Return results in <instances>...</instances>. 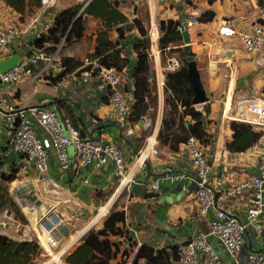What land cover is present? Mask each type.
Instances as JSON below:
<instances>
[{
  "label": "crops",
  "instance_id": "obj_1",
  "mask_svg": "<svg viewBox=\"0 0 264 264\" xmlns=\"http://www.w3.org/2000/svg\"><path fill=\"white\" fill-rule=\"evenodd\" d=\"M115 1L129 19L137 17L145 26H158L162 19L183 20L187 14L195 11L200 15L206 9L213 10L212 20L189 30L190 44L183 45L193 53L201 82L209 97L207 103L210 110L206 119L209 121L207 131L210 140L204 148L211 165L210 182L218 189L225 182H240L255 174L258 157L264 154V128L260 139L245 151L227 150L226 144L231 140L232 131L223 107L225 106L226 112L228 109L230 111V98L234 90L264 97V47L247 52L238 37L218 36L217 27L223 18L230 17L238 32H249L251 23L259 16L264 0H217L211 5L205 0ZM64 7H40L32 21L24 27L25 32L3 50L1 60L20 51L25 44L45 32L55 14ZM17 15L0 0L1 27L16 25ZM99 27V20L89 18L83 38L62 50V55L81 61L92 53ZM109 36L112 41L117 40L115 31H110ZM138 37L139 33L135 29L119 41L122 55L129 61L120 71V89L130 96L133 93L132 70L136 60L132 44ZM155 47L157 51L154 52L152 47L151 53L158 82V107L151 133L145 138L141 148L138 138L143 123L130 124L127 119L129 111L119 114L109 104L108 89L102 83H77L74 78L77 70L74 74L63 75L55 82L52 78L60 74L63 68L56 70L51 67L36 79L25 76L16 84L0 82V170L18 168L16 178L9 184V190L22 209L33 211L38 218L48 211L50 215L61 218L56 238L57 249L62 255L72 251L87 231L99 226L112 207L125 212L126 223L137 231L136 239L139 244L154 248L173 246L179 249L191 236L207 234L209 231L213 214L211 210L204 216L197 212L193 168L187 146L182 144L175 152L158 146L157 133L164 105L163 85H159L164 83L165 66L160 62L158 46ZM36 67L33 69L37 70ZM224 91L225 101L222 107L216 97ZM55 100H61L69 107L74 127L94 138L113 140L119 145L126 167L124 181L120 182V178L115 175L110 159L99 166L95 162L78 164L71 146L68 147L67 166L64 170L60 168L53 151H50L46 173L37 172L32 165L28 169L22 168V156L11 152L7 147L9 131L4 121V110L9 105L21 108L32 105L51 107L55 113L58 110L62 114L65 125L62 129L69 136L68 127L72 122L64 108ZM145 116L150 118L147 114ZM34 127L40 136L46 137L42 128L36 124ZM143 149L147 159L143 165H138L136 158ZM153 149L158 151L157 155L152 154ZM167 174H181L183 178L174 181L164 179L160 182L159 189H150L152 181ZM248 196L249 192L245 191L240 198L226 201L230 211L242 219ZM102 207H107V212L100 215ZM30 227L28 222L27 229H21V235H16L15 231L18 230H11L9 227L0 228V233L20 240L28 237ZM7 229L10 233H5ZM208 241L225 264H234L219 240L209 236ZM252 253H259L264 257V211L258 221L246 229L242 258Z\"/></svg>",
  "mask_w": 264,
  "mask_h": 264
},
{
  "label": "built area",
  "instance_id": "obj_2",
  "mask_svg": "<svg viewBox=\"0 0 264 264\" xmlns=\"http://www.w3.org/2000/svg\"><path fill=\"white\" fill-rule=\"evenodd\" d=\"M89 1L85 0L84 5ZM40 2L43 7L51 6L50 0H41ZM263 21L264 2L262 3L259 16L251 23L249 32H238L233 20L230 17H225L217 27V35L224 38L238 37L245 51H257L264 47ZM200 24L199 15L192 12L179 21L177 30L182 34V32L189 31ZM24 32L25 29L18 25L0 26V60L3 50ZM159 35L158 26L150 24L148 37L150 39V56L152 59L151 48L157 45ZM62 45L63 41L52 54L35 50L30 56L22 57L15 67L0 74V82L16 84L25 76L36 79L51 67L56 70L63 68L61 64L63 56ZM36 66L40 67L37 68ZM179 66V60L170 58L164 70L172 71L179 68ZM34 67L37 70L33 69ZM74 78L79 84H86L91 81L102 83L108 89L109 104L119 114H124L131 109L133 96L124 93L120 89L121 73L115 67H106L97 59H92L87 55L81 60L80 67L75 72ZM161 85H163L162 82L159 86ZM227 111L224 106V115L229 113V109ZM227 117L229 120L264 128V97L244 99L237 113L234 116L227 115ZM4 121L9 131L7 147L11 152L22 156L24 159L23 169H28L32 165L37 172L46 173L50 151H53L60 168L64 170L67 166L68 147L71 146L73 148V156L78 164L86 165L95 162L99 166L110 159L114 165V173L120 178V182L126 178L123 152L115 141H104L86 133L81 135L80 129L74 126L68 127L69 136H66L54 109L51 107L32 105L27 108H21L9 105L4 110ZM142 121L144 126L150 125V118L143 116ZM34 124L43 129L46 137H42L37 133ZM185 145L188 148L193 168L192 178L195 185L194 196L197 203V212L204 216L211 210L213 216L209 222L207 234L198 233L191 236L178 249L177 264H225L211 248L208 241L209 236L216 238L224 245L234 264H264V257L259 253H252L246 258H242L241 255L247 227L256 223L264 211V154H260L258 157L257 172L255 174L240 182H225L218 189H215L210 182L211 165L205 152V145L194 137H189ZM152 154L157 155L158 151L153 149ZM146 159L147 154L143 149L137 156L136 163L143 165ZM182 178L183 175L181 174H167L152 181L149 187L151 190H157L160 182L164 179L174 181ZM245 191L249 192V196L244 218L242 219L230 211L226 201L240 198ZM26 217L41 251L50 253L57 249L56 231L62 222L61 218L56 215H50L49 211L39 218L36 217L34 223H32V219L27 214ZM10 222L16 223L17 227L20 226L18 222H15L4 213L2 219H0V228L6 229L11 224ZM124 231L130 234L131 240L136 245L129 253L121 249L118 251L116 248H113V250L116 251V261L131 264V260L140 244L136 239L137 231L128 226L126 222ZM129 242L124 239L123 245L126 246ZM58 255L61 260L62 254L59 252ZM57 264L64 263L61 261Z\"/></svg>",
  "mask_w": 264,
  "mask_h": 264
},
{
  "label": "trees",
  "instance_id": "obj_3",
  "mask_svg": "<svg viewBox=\"0 0 264 264\" xmlns=\"http://www.w3.org/2000/svg\"><path fill=\"white\" fill-rule=\"evenodd\" d=\"M2 1L20 16L41 7V0ZM205 1L211 5L217 0ZM213 17V10L206 9L200 13L199 21L207 23ZM89 18L99 20L100 23L96 32L94 50L89 56L92 59H97L106 67H115L118 72L122 71L129 63L128 58L122 55L119 41L132 30L136 29L139 33V37L132 44L136 60L132 70L133 103L127 114V119L130 124H137L143 123L142 117L146 114L150 116V125L146 127L142 124L140 126L141 135L138 138V144L141 148L145 138L151 133L158 107L157 82L153 59L150 56L149 26H145L137 17L129 19L115 0H90L85 5L84 3L68 5L55 14L50 26L37 36V41L25 56H30L35 50L52 54L62 41V50H65L83 38ZM179 21L162 19L158 22L160 32L158 47L160 50L180 48L184 45L182 35L177 30ZM110 31L116 32V41L110 39ZM187 55L194 56L188 48H185L179 68L164 71L163 93L165 97L157 141L159 147H164L169 152L177 151L180 145H185L189 137H194L203 145H207L210 140L207 131L209 121L206 119L210 110L209 103H205L201 107L192 103L194 91L187 77V64L184 60ZM61 64L63 71L52 78L54 82L61 79L63 75L78 70L81 61L72 56L63 55ZM55 101L64 108L72 122L71 126H74L69 107L61 100ZM228 122L232 136L226 144V148L231 152L245 151L254 145L262 135L261 127L235 120ZM80 132L81 135L84 134L83 130ZM17 172L18 168L13 167L7 171L0 170V216L2 213H6L19 225H24L27 223L26 218L9 190V184L16 178ZM125 222V212L112 207L101 224L87 231L80 243L64 256V264H125V262L116 261V251L113 250L116 248L118 251L121 249L129 253L136 245L131 240L130 234L124 231ZM10 223L9 229H17L16 235L20 233L21 229L17 227L16 223ZM124 239L130 241L126 246L123 245ZM41 253L31 230L27 238L20 240L0 233V264H37ZM178 257L176 247L154 248L147 244H140L131 264H177Z\"/></svg>",
  "mask_w": 264,
  "mask_h": 264
},
{
  "label": "rangeland",
  "instance_id": "obj_4",
  "mask_svg": "<svg viewBox=\"0 0 264 264\" xmlns=\"http://www.w3.org/2000/svg\"><path fill=\"white\" fill-rule=\"evenodd\" d=\"M84 2H85V0H50L51 6H65V7L68 6V5H73V4H77V3H84ZM37 11H38V9H35L33 12H29V13L26 12V14H24L22 16L17 15L16 21H15L16 25L24 28L30 21H32V19L36 15ZM156 46H158V39H157V45ZM153 47H154L153 48L154 52H156L157 50H156L155 45ZM185 48L186 47H184V46H181L180 48L174 47L172 49L167 48V49H164V50H160V48H159V52L158 53H159L161 64L163 66H165L170 58H176L180 62V60L183 59V57H184V49ZM156 87H157V94H158V84H156ZM225 92L226 91L222 92L220 95H218L216 97V99H218V104L221 105L222 107H223V104H224V101H225ZM162 97L163 98L165 97L164 93H163ZM247 98H263V96L262 95L255 96L254 93H244L243 91H235L234 90V92L232 93L231 98H230V104H229L230 111H229V113H227V115H233L234 116L237 113V111L241 108L242 101L244 99H247ZM56 115H57L58 120H59L60 124L62 125V127L65 128V125L62 122V114L60 113V111L57 110L56 111ZM104 208H106V210H107V207H102L100 209V212ZM21 211H22L24 216H25V214H27L29 216V218L32 219V223H34L33 218H36V214H35V217H34V212H31L30 210L25 209V208L24 209L21 208ZM108 214H109V212L106 214V216ZM25 218H26V221H27V217H25ZM27 223H28V221H27ZM27 223L24 224V225H20L18 227L20 229H22V228L23 229H27ZM19 232L21 233V230ZM26 232H27V230H26ZM5 233H10V232L7 229ZM20 233H18V234H20ZM56 254H59V250L58 249H55V250H53L50 253L43 252L42 255H40V259H39L37 264H57L58 262L54 259V256ZM65 255H66V253L61 256V260H59L60 262L62 261V263H64L63 259H64ZM55 258L57 259V256Z\"/></svg>",
  "mask_w": 264,
  "mask_h": 264
},
{
  "label": "water",
  "instance_id": "obj_5",
  "mask_svg": "<svg viewBox=\"0 0 264 264\" xmlns=\"http://www.w3.org/2000/svg\"><path fill=\"white\" fill-rule=\"evenodd\" d=\"M182 39L184 45L190 44V35L188 31L182 32ZM37 37L29 41L25 46L18 52H15L8 56L6 59L0 60V74L12 69L16 66L18 61L25 56V54L31 49L32 45L35 41H37ZM184 60L187 64V77L189 82L193 88L194 96L192 98V103L194 105H201L207 103L209 97L207 95L206 90L203 87V84L200 79V74L196 68L195 58L192 55L185 56Z\"/></svg>",
  "mask_w": 264,
  "mask_h": 264
},
{
  "label": "bare ground",
  "instance_id": "obj_6",
  "mask_svg": "<svg viewBox=\"0 0 264 264\" xmlns=\"http://www.w3.org/2000/svg\"><path fill=\"white\" fill-rule=\"evenodd\" d=\"M152 9V8H151ZM154 11V10H153ZM157 54V53H156ZM156 62H157V60H155ZM158 63V62H157ZM106 208H104L103 210H101V212H100V215H103L104 213H106ZM31 212H33V211H31ZM34 217H35V213H34ZM35 218H33V220H34ZM57 256V259L55 258ZM58 254H56L55 256H54V259L58 262V263H60V259L58 258ZM56 263V262H55Z\"/></svg>",
  "mask_w": 264,
  "mask_h": 264
}]
</instances>
